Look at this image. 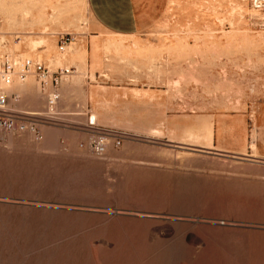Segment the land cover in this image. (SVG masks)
I'll list each match as a JSON object with an SVG mask.
<instances>
[{
  "label": "rangeland",
  "instance_id": "374dc122",
  "mask_svg": "<svg viewBox=\"0 0 264 264\" xmlns=\"http://www.w3.org/2000/svg\"><path fill=\"white\" fill-rule=\"evenodd\" d=\"M0 2L25 17L9 26L0 13V62L16 67L68 68L63 48L85 45L96 29L86 0ZM155 23L170 30L154 35V51L167 57L171 77L185 68L170 82L171 98L185 100V122L206 117L191 105L199 86L201 109H215L214 119L264 120V6L165 0ZM29 82L40 84L13 76L4 89ZM120 132L121 144L97 155L87 128H40L39 139L0 130V264H264V162ZM252 133L240 148L251 154L255 143L259 155L264 138Z\"/></svg>",
  "mask_w": 264,
  "mask_h": 264
},
{
  "label": "crops",
  "instance_id": "0c3cea01",
  "mask_svg": "<svg viewBox=\"0 0 264 264\" xmlns=\"http://www.w3.org/2000/svg\"><path fill=\"white\" fill-rule=\"evenodd\" d=\"M86 1L97 30L86 37L85 45L71 41L63 48L62 58L68 64L64 69L68 72L53 86L51 80L63 68L52 69L55 62L43 64L50 72L49 81L38 87L29 82L10 91L5 102L8 111L35 114L40 128L84 130L87 117L92 115L99 128L188 144L183 139L192 142L190 145L213 149L214 153L245 154L249 161L264 162V149L257 155L255 143L249 146L251 154L240 148V142L252 139V130L264 138V120L214 119L215 109H201L207 105L202 99L201 86L197 89L199 98L191 105L195 108L193 112L204 113L206 117L185 122L180 114L179 107L185 100L171 98L170 82H179L178 76L185 75V68L178 66L173 72L177 77H171L167 57L154 51L161 43V37L154 35L170 31L155 23L165 0ZM176 45L184 48L179 42ZM138 51L145 53L138 55ZM108 52H113L111 58ZM76 66H85V74L78 72ZM27 76L36 78L34 74ZM53 90L58 93V99L50 107L47 96Z\"/></svg>",
  "mask_w": 264,
  "mask_h": 264
},
{
  "label": "built area",
  "instance_id": "2783aa9c",
  "mask_svg": "<svg viewBox=\"0 0 264 264\" xmlns=\"http://www.w3.org/2000/svg\"><path fill=\"white\" fill-rule=\"evenodd\" d=\"M252 3L257 10L262 9L264 6V0H252ZM59 49H62V45ZM67 72L66 69L58 70L55 78L51 80L53 86H56L60 76ZM49 73V70L40 63H35L33 66L25 63L16 67L15 64L7 58L0 62V130L12 133L29 131L33 133L37 139L41 137L40 122L35 114L10 112L5 108V102L11 94L4 88L10 86L13 76H17L22 81L29 74H34L39 80L40 85L43 86L44 83L49 81ZM14 97L15 96L12 95V98ZM57 99L58 93L56 90H53L47 96V105L52 107L57 102ZM86 128L92 133L89 147L97 155L103 154L106 146L110 142L115 146H119L127 136L126 133L120 131L96 127L92 115L87 117Z\"/></svg>",
  "mask_w": 264,
  "mask_h": 264
},
{
  "label": "bare ground",
  "instance_id": "6f19581e",
  "mask_svg": "<svg viewBox=\"0 0 264 264\" xmlns=\"http://www.w3.org/2000/svg\"><path fill=\"white\" fill-rule=\"evenodd\" d=\"M0 13H1V15H2V20H3V23L4 24H6V25H9V26H11V25H15L16 24V22L18 23L19 22V24H22V23H20V22H22L23 20H25V17H20L19 19L18 18H16L15 16H14V14H13V12H11L10 11V7H9V5H7V4H3V3H1L0 2ZM2 23V24H3ZM20 28V27H19ZM2 29H0V43L4 40L3 38H4V36H3V33L4 32H2L1 31ZM21 30H22V27H21ZM42 32H44L45 30H46V27H42ZM23 32V31H22ZM21 33V32H20ZM41 33V32H40ZM32 34V33H31ZM43 36V35H42ZM27 37H29V36H27ZM31 37V36H30ZM35 39V38H34ZM45 39H46V37H45ZM24 40H26V39H24ZM22 41V40H21ZM42 42H44L42 39L41 40H30L29 41V44H30V46H35L36 44H41ZM46 42V41H45ZM15 46V45H14ZM67 46V45H66ZM36 47V46H35ZM119 48V47H118ZM34 49V48H33ZM32 48H31V50H33ZM65 52H66V50H65ZM65 55V54H64ZM63 55V56H64ZM202 120V119H201ZM207 123V122H206ZM205 129H207V128H205ZM204 131V130H203ZM207 132H208V130H206ZM192 135V134H191ZM188 136V135H187ZM200 136V135H199ZM198 136V137H199ZM194 137V136H193ZM206 137V136H205ZM210 137V136H209ZM194 138H196V137H194ZM196 139H198V138H196ZM205 139V138H204ZM195 140V139H194ZM197 141V140H196ZM199 141V140H198ZM201 142H202V140H201ZM210 142V141H209ZM197 144V143H196ZM201 146V145H200ZM206 147V146H205ZM209 147V146H208Z\"/></svg>",
  "mask_w": 264,
  "mask_h": 264
}]
</instances>
